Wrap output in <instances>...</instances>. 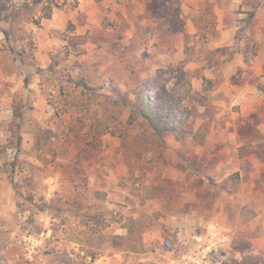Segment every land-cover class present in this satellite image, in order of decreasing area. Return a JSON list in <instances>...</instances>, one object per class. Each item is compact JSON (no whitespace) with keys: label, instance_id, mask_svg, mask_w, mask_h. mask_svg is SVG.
<instances>
[{"label":"rangeland","instance_id":"obj_1","mask_svg":"<svg viewBox=\"0 0 264 264\" xmlns=\"http://www.w3.org/2000/svg\"><path fill=\"white\" fill-rule=\"evenodd\" d=\"M53 2L0 0V264H264V0Z\"/></svg>","mask_w":264,"mask_h":264},{"label":"trees","instance_id":"obj_2","mask_svg":"<svg viewBox=\"0 0 264 264\" xmlns=\"http://www.w3.org/2000/svg\"><path fill=\"white\" fill-rule=\"evenodd\" d=\"M53 0H42L40 7V19L45 20L51 17L53 11ZM184 64L182 62L170 64L166 68L156 70L155 76L145 81L137 82L131 89L132 95L131 107L133 108L137 117H139L153 134L157 140L161 143L162 135L165 133H172L177 141L183 140L186 135V129L183 127V123L175 122V112L179 108L185 98L186 93L190 90V84L183 70ZM178 70L179 74L174 79L180 80L182 77L186 87L179 89V85L175 88H168L165 82L158 84L159 78L168 74L174 75V71ZM155 90L154 97L149 96V91ZM116 121V118H113ZM90 225L88 230L92 235L98 234L105 228L106 220L103 213H94L89 217Z\"/></svg>","mask_w":264,"mask_h":264}]
</instances>
